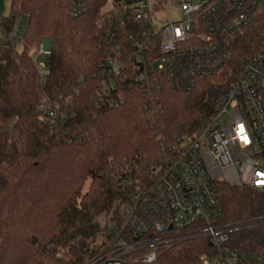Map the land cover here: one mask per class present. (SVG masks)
<instances>
[{
	"label": "trees",
	"instance_id": "16d2710c",
	"mask_svg": "<svg viewBox=\"0 0 264 264\" xmlns=\"http://www.w3.org/2000/svg\"><path fill=\"white\" fill-rule=\"evenodd\" d=\"M107 2L10 0L0 16V264L94 257L103 232L123 225L122 207L153 182L175 140L203 128L264 44L260 16L236 35L222 73L175 88L164 75L144 73L160 55V38L149 36L137 0H112L106 9ZM45 41L48 75L40 80L33 56ZM216 193L221 223L235 225L226 247L264 253V192L217 183ZM216 255L208 240L185 236L161 243L150 264Z\"/></svg>",
	"mask_w": 264,
	"mask_h": 264
},
{
	"label": "built area",
	"instance_id": "2783aa9c",
	"mask_svg": "<svg viewBox=\"0 0 264 264\" xmlns=\"http://www.w3.org/2000/svg\"><path fill=\"white\" fill-rule=\"evenodd\" d=\"M144 1L135 7L144 13L149 36L160 38V55L150 69L145 64L144 73L164 75L172 87L185 90L198 77L222 73L236 35L264 16V0H171L179 21L156 29L152 13L161 5L155 0L150 9ZM49 48L45 41L33 56L40 80L48 75L43 59ZM153 176L122 207L123 225L109 226L97 254L84 264H150L161 243L185 236L206 239L217 250L215 257H198L200 264H264V253L226 247L235 225L221 223L216 193L217 183L264 192V44L219 95L203 128L192 138H177Z\"/></svg>",
	"mask_w": 264,
	"mask_h": 264
},
{
	"label": "rangeland",
	"instance_id": "374dc122",
	"mask_svg": "<svg viewBox=\"0 0 264 264\" xmlns=\"http://www.w3.org/2000/svg\"><path fill=\"white\" fill-rule=\"evenodd\" d=\"M111 2L112 0H108L107 6L105 7L106 9L109 7ZM144 2H145L144 0H140V4H144ZM154 2L155 0H147V4L150 9ZM158 2L161 5L160 9L152 13L153 14L152 23L156 29L163 28L165 25L169 23H174L179 21L180 13L171 0H158ZM9 6H10V0H0V16H6L8 14ZM26 22H27V18L24 15L21 16L16 22L15 33L19 37L23 35ZM98 220L101 224H103L105 221V217L100 216ZM192 264H200V263L194 262Z\"/></svg>",
	"mask_w": 264,
	"mask_h": 264
}]
</instances>
